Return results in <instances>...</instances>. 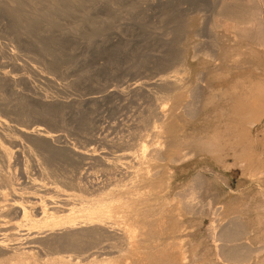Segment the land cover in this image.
Returning a JSON list of instances; mask_svg holds the SVG:
<instances>
[{
  "label": "rangeland",
  "instance_id": "374dc122",
  "mask_svg": "<svg viewBox=\"0 0 264 264\" xmlns=\"http://www.w3.org/2000/svg\"><path fill=\"white\" fill-rule=\"evenodd\" d=\"M22 1L24 8H20L22 7L20 5L19 9H16L10 4V0L9 2L0 0V41L2 40L1 42L6 45L4 48L7 49V53L13 50L18 54V62L20 60L19 64H22L25 69L21 67V71L20 68L13 67L10 62H7L9 59L6 56L2 55L3 58H1L0 55V71H3V65L7 64L12 68L4 65L9 69L5 70L17 78L15 85L0 79V96L2 94L3 98H7L4 99L8 102L7 104L5 101L6 107L13 103L6 111L3 110L4 113H8L9 119L12 117L11 121L14 124L44 125L48 130L62 134L63 141L68 140L69 146L74 148L96 149L99 155L107 151L111 158L109 159L116 158L112 161L121 167L117 177L112 178L98 159L85 160L79 165L67 155L63 159L61 156L63 153L58 154L59 150L55 147L46 146L41 147L42 151L44 150V154L49 152L48 154L51 155L47 156L46 153L44 159V154L40 150L37 152L35 148L39 160L36 162L29 156L25 158L27 160L24 159L23 169H27V172L25 180H21L22 192L25 190L28 195L35 193L36 191L30 185L34 180L41 186L49 183V186L59 187L61 190L60 193L52 192L48 195L57 202L64 198L65 190H69L70 193H80V190L78 191L74 186L64 183V175L66 177L69 175L70 178L82 176L83 184L85 183L86 186L91 187L95 184L96 187L105 186L106 189L113 187V190L114 186L119 185L117 182L121 179L120 185L126 188L135 186L134 189L146 194L149 199L148 210L153 215L152 219L161 220L170 215V212L173 215L176 214L181 222V234H178L179 237L176 240L184 244L191 264L225 263L218 262L216 257H212L215 256L216 243L210 235L214 229H219L233 218L242 219L243 224L239 219L237 220L249 233L243 241L245 243L248 241L247 245L254 248V252L247 259L249 262L245 264H264V119L256 129L253 128L249 132L252 134L251 141L247 139L240 142L245 145L252 144V150H255L252 163L247 165H241L232 152L228 157L227 167L225 164L212 160L208 155L197 152L196 155H189L188 160L185 158L186 161L177 165L153 162L149 175H154L157 170L162 172L160 179L156 178L155 181L153 180L156 183L140 187L136 182L137 177L136 180L134 179L135 173L131 176L127 173L132 170L131 165L135 164L132 163L134 160H119L115 157L134 153L132 157L138 158L139 153L143 152L142 146L150 150L153 146L163 142L169 143L170 140L172 142L184 140L186 141L183 142L184 145L190 143L192 146L197 139L206 136L210 128L218 124L216 114L212 108H209L197 119L195 118L196 120L183 117L182 120L176 119L172 124L165 126L166 128L163 127L162 121L159 120L160 112L165 111L164 113L168 114L172 104L178 99H175L176 92L171 98L167 93V85L165 87L159 84L162 79L176 73V76L183 80L184 90L182 89L183 92L181 90L180 93H182L181 96L183 95L182 101L186 103L194 100L199 89L201 90L199 93L206 91L205 94H209L211 91L210 93L217 96L219 100L220 92L226 88H232L236 82L255 80V77L258 80L264 77L263 60L250 57L248 46H243V50L234 48L232 42L227 40L225 35L227 33L223 29L219 31L213 29L217 16L214 12H218L217 5L221 0H36V3H31L29 0V2ZM54 6L60 7L55 9ZM10 7L14 14L10 11ZM32 12L35 16L30 17ZM14 16L20 18H14ZM27 16L30 20L26 19L29 18ZM216 45L219 46H217L218 49L215 48ZM208 54H211V57ZM240 76L242 77L239 79ZM137 83H143V89L131 91ZM22 93L24 94L21 95ZM93 96L98 97V100L90 101L89 97ZM39 98L46 102H41ZM9 108L10 110L12 108V113ZM159 129L161 134L157 136ZM191 146L185 145L184 150L190 152ZM123 148L125 151L121 152ZM129 160H132L130 165ZM46 161H48L47 164L51 162L49 164L52 166H46ZM40 165L47 169V174H41L38 171ZM48 166L54 169L51 168L50 171ZM80 168L81 174H77ZM28 169L31 171L28 172ZM131 177L135 180V185ZM198 180H201L202 187L194 196L197 210L177 212L175 209ZM116 188L118 189V186ZM82 194L84 197L91 194L92 197V193L82 192L79 195ZM162 211L165 212L162 213ZM93 251V256L89 258ZM38 253V248L27 249L5 264H46L44 262L46 260L39 258ZM74 257H76L75 262L80 264H108L107 255H103L100 247L95 246L94 243L83 246L82 250L74 254Z\"/></svg>",
  "mask_w": 264,
  "mask_h": 264
},
{
  "label": "bare ground",
  "instance_id": "6f19581e",
  "mask_svg": "<svg viewBox=\"0 0 264 264\" xmlns=\"http://www.w3.org/2000/svg\"><path fill=\"white\" fill-rule=\"evenodd\" d=\"M29 1L32 3V2H35L36 0H29ZM22 2H23L22 0H10V4L13 6V8L16 7V9H19L20 5L22 6L20 8H24L23 6L25 5H22L23 4ZM35 3H33L34 6H35ZM219 3L220 4L218 5L216 3V5L219 6L218 12L217 11L214 12V13H217V16L214 21L215 24L214 25L211 24L214 26L213 29L218 30V31L220 29H223L224 32L227 33L225 34L226 37L228 38L227 40L232 42L234 48L241 49L243 46H248L249 47L248 55L250 57L255 58V59L258 58L259 60L264 61V0H221ZM58 7L60 6L55 7V9H57ZM9 9L11 11L12 8L10 7ZM52 10H53V7H52ZM11 12L13 13L14 11H11ZM32 13L33 14L29 15L30 14V11H29L28 15L30 17L31 16L33 17L34 12ZM35 14H37L36 11H35ZM18 17L14 16V18H18ZM30 17L26 19L30 20ZM210 23H213V22H210ZM1 41H0L1 58L6 56L9 59V61L7 60L8 63L10 62L13 65V67L17 69L20 68L21 70V67L23 68V65L19 64L20 60L18 62V59H19L18 54L12 49H11L12 51L7 53L6 52L7 49L4 48L6 45H4ZM225 45H226V42H225ZM217 46L218 45H216L215 48H217ZM7 47L9 46L7 45ZM228 50H231V49H228ZM226 58L228 57L226 56ZM238 61L240 60L238 59ZM251 61L252 60H250V62ZM254 61L256 62V60ZM247 63L245 62V64ZM256 63H258V61ZM4 65L7 66V64H4ZM4 65L2 68L4 70L5 69L9 70L7 68L9 65L7 67L6 66L4 67ZM237 67H239V65ZM33 69H35V67H33ZM4 70L0 71V79L3 82L9 83L11 85H15L17 83V78L13 76V74L11 75L9 71H6V70L4 71ZM16 76H19V75H16ZM241 77L242 76H240L239 79ZM182 81L183 80L178 78L175 73V75H171V76H168L162 79L159 83L162 86L165 85V87L167 85L166 87V89L168 88L167 93H169V96L171 98L174 97V93L176 92L175 94L177 96L175 95V99H178L177 101L175 100V102L172 104V107L170 106L171 109L168 108L170 109L169 110L170 112L168 114L164 113L165 111H161L159 114L160 116L158 115L160 117V118L158 117L159 120L162 121L161 123L162 126L167 127L168 125L172 124L174 120L176 119L182 120L183 117L184 119L185 118L187 119L188 117V118L196 120L197 117L201 116L209 108H212L213 112L216 114V120L218 124H215V126L212 129L210 128V131L207 133L206 136L204 135V137L202 136L200 139L196 138L197 142L194 145H192L194 149L191 148L192 146L190 143H189L190 145L185 144L188 147L191 146L190 152L184 150L186 149L184 148L185 146L184 143L186 141L184 142L183 140V141H173L172 142L170 140L169 143L159 142L160 144L153 146L152 149L150 150H148L147 147L142 146L143 149L141 150L143 152L141 154L139 153L138 158L132 157V155L134 156V153L132 155L131 153H125L123 155L115 156V157H118L117 159L119 160L120 159H133L134 160V162L132 160H129L130 161L129 165L131 164V161L132 163H135V164L131 165V168L133 171L131 170L129 172L127 170L128 171L127 173H128V176L129 175L131 176L135 173L136 176L134 175L135 177L134 176L133 177L134 179L137 177L138 180L136 182H138V185L140 187L142 185L146 186L147 184L149 185V184L156 183L154 182L155 181L154 179L159 178L160 174L162 173V172L157 171L156 170L157 168H155L156 166H154L156 173L154 172L155 173L154 175H149L150 171L152 170V168L150 170V167L151 165H153V162L154 164L155 163L160 164L162 162L167 165H171V164L177 165V164L182 163L185 160V158L186 160H188L187 157L189 155H192V156L196 155L197 152L198 153L201 152L203 153V155L204 154L208 155V157L212 158V160L219 162V164L221 163L225 164L226 167L228 166V161H229L228 157L230 156L231 152L234 155V158L237 159V161L241 165L243 164L247 165L249 163H252L253 152H255V150H252V146H251L252 144L245 145L243 144V142L242 143L240 142L242 140H247V139L250 140V136H252V134H250L249 132L253 130V128L256 129V127H258L264 119V77L258 80H256V77H255V80H246L243 82H236L232 86V88L230 89L226 88L220 92L221 96L219 95L220 96L219 100H217L216 98L217 96L215 97L213 93H210L211 91L209 92V94L208 93L205 94L206 93L205 90H203L205 91V93H199V90H200L199 89L196 94L197 97L195 95L194 100L192 99L193 101L186 102V103H184L181 99L183 95L181 96L182 93L180 92L182 89L184 90L183 88L184 85ZM7 88H4V89H7ZM141 89H143V83H137L133 86L131 91H140ZM208 90H211V89L208 88ZM122 92L124 93V90H122ZM23 94L24 93H22L21 95ZM3 96L4 95L2 94L0 96V264H5L7 261L17 257L21 252L27 249H30V248H38L39 258H42L43 260L45 259L46 261L44 262L46 264H80V263L75 262L76 257H74V254L77 253L79 250H82L83 246L92 244V243H94L95 246L100 247V251L101 253H103V255H107L108 264H191L189 256H187V250L184 244L176 240V238L179 237L178 234H181V224H180L181 222H179V218L176 216V214L173 215L170 212V215L168 214L165 217L163 216L164 218L161 220H158L156 218L152 219L153 215L150 214L152 212H149L150 210H148L149 207L147 204L149 202L148 201L149 199L146 197V194L142 193V191H139L136 188L134 189L135 186L132 187L131 185L132 188H126L125 186L120 185V183H122V181H120L121 179L118 180V182L116 180V182L119 184V185L116 184L118 186V189L116 188L117 186H114V190L112 189L113 187L108 188L110 189L108 190L105 188V186L96 187L97 185L95 184L92 185L91 187L86 186L85 183L83 184L82 176L70 178L71 176L68 177L69 176L68 174H67L68 175L67 177L66 175H64L65 180L64 179L63 180L66 185L74 186L76 189H78V191L80 190V193L82 192L88 193V194L92 193V197H91V194L89 195L90 197L89 196L84 197L83 194L79 195L80 193L75 194V193H70L69 190L68 191L65 190L64 192L65 194L63 195L64 198L59 199L57 202L55 201L56 199L54 200L51 197H48V195L51 194L52 192L60 193L61 190L59 189V187L56 188L55 186L54 187L49 186L48 185L49 183L41 186L39 185V183H37L38 181L34 182L36 180L34 181L31 180L32 184L30 185H32V188L36 192L35 193L32 192V194H29V195L27 194V192H25V190H24L25 193L22 192L23 188L21 189V185H23V183L21 184V182L25 180V175L27 172V169L26 170L23 169L24 159L27 158V156H29L30 158L34 159L37 162L39 159H37L35 148L38 150L37 152H39L40 150V152L44 154V150L42 151L41 147H44V146L55 147L57 150H59V152H57L58 154H61V152L63 153L61 155L63 156V159H64V156L66 157L67 155L71 160L78 162V164L80 162H84L85 160H90V159L97 160L98 159L100 160V162H102L105 168L104 170L107 171L106 173H108V175L111 176L112 178L117 177L118 173H120L121 167H119L117 163H114L112 161L114 160V158L110 160L111 158L109 157V154L107 153V151L106 152L104 151L102 152L103 153L102 155H99L96 153L97 152L96 149L95 150H91V149L81 150L84 147H82L81 149H77V147L74 148L72 146H69V143H67L68 140L67 142L63 141L64 137L62 134H59L54 131H50L44 125H41V124L28 125L29 123L26 125H23V123L21 125L14 124L11 121L12 117L11 119H9L8 118L9 115L7 117L8 113L5 114L3 111V110L6 111L8 107H11L10 104L12 105L13 103L11 102L9 106L6 107L7 106L5 104L6 100L4 99H7V98H3ZM89 100L97 101L98 97L96 96L89 97ZM40 101L44 102V100L42 99ZM6 103L8 104L7 101ZM14 106H12V108ZM12 108L11 110L9 108L11 113L13 111ZM158 131L159 132L156 133L157 136L161 134L160 129ZM157 140H160V139H157ZM234 141L236 142L234 143ZM123 149L120 151L121 152L125 151V149L124 150ZM127 149H130V148H127ZM48 153L46 154L47 156L49 155ZM45 154L43 155L44 159H45ZM55 154H56V151H55ZM48 160L50 161V159ZM47 162L48 161H46V166L50 165L49 163L51 162H49L48 164ZM40 163H41V160H40ZM68 163H71V162H68ZM47 168H50V167L48 166ZM51 168L49 169L50 171H51ZM49 170H48V173H49ZM29 171L31 170L28 169V172ZM38 171L41 174L43 173L47 174L46 172L47 169L43 167V165L38 166ZM54 171L55 170H53V172ZM80 171H81V168L77 172V174H81ZM69 172H72V171H69ZM56 175L55 177H57ZM131 180L132 182L134 181V185H135L136 179L133 180L131 177ZM124 182H125V179H124ZM70 186L69 188L72 189L73 187H70ZM128 187H130V185H128ZM201 187H202L201 180L200 181L198 180L195 183L192 190L190 191V193L184 196V199L182 202H180V204L178 203L179 206L175 210L177 212L196 211L197 205L194 203V196L196 193H198ZM163 212L165 211H162V213ZM237 219L233 218V220H231L230 218L231 221L225 224L223 223L224 225L219 227V229H214L212 231V234L210 235L213 237V241L215 240L214 242L216 243L214 246L215 256H212V257H216V259H218V262L223 261L226 264H245L246 262H249L247 261V259L250 256V254L254 252L253 250L254 248L249 247V245H247L248 241L246 243L243 241L246 235L249 233H247V231L244 229L245 227L242 225L243 223L241 222L242 219L241 220L239 219L242 224H240L239 220ZM167 234H168V237H166ZM93 254H94V251L88 257L90 258L91 256H93Z\"/></svg>",
  "mask_w": 264,
  "mask_h": 264
}]
</instances>
